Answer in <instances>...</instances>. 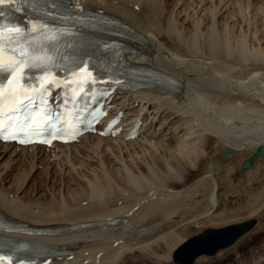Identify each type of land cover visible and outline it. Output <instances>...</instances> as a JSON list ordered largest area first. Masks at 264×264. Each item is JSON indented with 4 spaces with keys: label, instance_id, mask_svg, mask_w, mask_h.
<instances>
[{
    "label": "bare ground",
    "instance_id": "1",
    "mask_svg": "<svg viewBox=\"0 0 264 264\" xmlns=\"http://www.w3.org/2000/svg\"><path fill=\"white\" fill-rule=\"evenodd\" d=\"M71 1L125 22L143 44L142 54L130 61L160 69L182 86L114 98L111 107L126 110L127 125L142 117L143 134L136 140L87 135L51 148L0 144V160L29 158L51 166L54 157L61 177L71 178L60 181L65 193L34 196L26 193L33 174L25 171L14 182L5 181L8 169L0 167V212L29 227L57 229L16 234L75 251L53 264L70 258L75 264L175 260L193 226L238 214L218 212L222 179L216 174L220 160L234 154L210 156L204 146L254 153L252 160L264 145V29L244 19L240 0ZM237 7L241 13L236 14ZM51 169H45L48 178ZM262 200L246 205L247 213L257 214ZM245 249H239L234 263L244 261ZM203 256L213 255H201L194 264Z\"/></svg>",
    "mask_w": 264,
    "mask_h": 264
},
{
    "label": "snow or ice",
    "instance_id": "2",
    "mask_svg": "<svg viewBox=\"0 0 264 264\" xmlns=\"http://www.w3.org/2000/svg\"><path fill=\"white\" fill-rule=\"evenodd\" d=\"M29 0H0V139L18 140L22 144L31 143L30 137L52 135L55 137L57 132H71L72 135L79 133V128L72 122L65 121L68 125L66 129L58 127L60 116L49 113L44 109V116L39 125L36 124V117H31V123L27 120L23 124L9 123L5 124L4 117L7 116L9 121H18V117L13 114L21 111L26 104L35 103L36 89L28 84L32 79L29 72L33 70H43L44 76L38 77L40 80V92L38 95L43 96L48 91V86H56L55 77L52 76L50 69L55 67L56 61L50 56L44 47L45 43L54 44L65 33L58 29H49L47 24L39 21H27L30 27L27 29L19 24L4 23L7 19V13L4 11L6 7L11 8L15 12H23ZM36 33L43 35L44 39L36 38ZM8 53L6 56L5 53ZM65 59H67L65 57ZM69 77H77L76 80L68 79L69 91L72 92L71 100L73 107L78 99L85 95L89 87H93L96 83L101 82L100 78L95 75L87 60L80 61L75 68H68ZM84 73L86 76L81 77ZM86 77H91L88 80ZM119 84L120 81L116 80ZM68 97L65 98L67 103ZM42 103H46L42 101ZM7 107V113L4 111ZM76 110L74 121L83 120V116L79 115ZM39 115V114H38ZM21 134L24 138H20ZM50 143V141H48ZM10 256L0 255V264L8 261L11 264ZM21 264L23 262L21 261Z\"/></svg>",
    "mask_w": 264,
    "mask_h": 264
},
{
    "label": "rangeland",
    "instance_id": "3",
    "mask_svg": "<svg viewBox=\"0 0 264 264\" xmlns=\"http://www.w3.org/2000/svg\"><path fill=\"white\" fill-rule=\"evenodd\" d=\"M176 1L177 0H165V2L169 5H173ZM240 2L243 3H241L243 6L241 15L244 16V19H248V21H250L253 27L256 29H264V0H240ZM235 12L236 14L241 13L238 7L235 9ZM221 22L222 24L224 23L223 20ZM262 37L263 35H260L258 36V39H261ZM204 147H206L204 148L205 150L208 149L206 151H210V156L220 155L223 154L225 151V146L222 144H220L216 148H213V150L216 151L211 150V147ZM253 154L254 153L237 152L234 153V155L231 156L228 161L223 162L222 160H220L222 165L216 174V177L219 176V178L222 179L220 181L222 183L220 190L221 196L219 197V199L221 198V203L218 207V212L223 213L225 211L226 213H228L234 211L233 213H238L236 214L237 216L235 215L234 217L225 219L223 221L205 222L204 224L201 223L199 226H193L189 234L186 236V239L188 240L192 237H195L208 229H219L230 225L239 224L251 219L257 221L255 228L250 233L242 237L233 246L217 253L216 255L200 257V260L198 259L195 264H258V262L260 264H264V206L254 216H251L246 211V207L249 204L257 201L259 197L263 198L261 202L264 204V156L258 159L257 161L253 162L252 167L249 170H242V163L250 159ZM24 159L28 160L19 161L16 163L12 161H7L6 157L2 159L3 161L0 160V167H3L2 169H8L7 174L5 175V181L12 180V182H14L17 178L21 177V175L23 176L26 171L27 174L29 173L28 175L30 176L33 174L30 177L31 180L26 185V193H34V196H39L38 191L46 195L56 194L57 196L61 192L65 193L63 188L60 189V181L64 178L66 180H70L71 178L68 176L61 177V165L59 160H56L53 157L51 161L52 165L50 166L48 164H41L39 162H36L35 164L29 158ZM104 159L108 164L113 163V158L110 156H105ZM92 165H95V163H92ZM6 166L9 167L7 168ZM32 167H35V169L32 171V173H30ZM46 168H52L49 178L46 176ZM9 169L12 170L10 171ZM194 179H196V176H192V181ZM53 181L57 182L53 185V189L46 190L49 189ZM244 247L246 248L245 251H243L244 261L234 263L236 259L240 257V254L236 253H238L239 249ZM260 256L262 257L261 261ZM227 258L230 260H228ZM140 260L141 259H138L136 260V262L132 263H130L131 261H129L128 264H175L172 258L169 260V262L168 260L166 262H158L155 259H145L141 261Z\"/></svg>",
    "mask_w": 264,
    "mask_h": 264
},
{
    "label": "water",
    "instance_id": "4",
    "mask_svg": "<svg viewBox=\"0 0 264 264\" xmlns=\"http://www.w3.org/2000/svg\"><path fill=\"white\" fill-rule=\"evenodd\" d=\"M234 150L227 148L224 152V159L233 155ZM264 155V145H261L252 160H246L242 164L244 171L252 166ZM256 225L255 221H247L238 225L223 227L220 229H208L202 234L192 237L183 243L175 252L174 259L180 264H194V261L201 255H215L221 249L227 248L236 243L243 235L250 232Z\"/></svg>",
    "mask_w": 264,
    "mask_h": 264
}]
</instances>
